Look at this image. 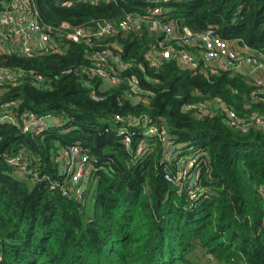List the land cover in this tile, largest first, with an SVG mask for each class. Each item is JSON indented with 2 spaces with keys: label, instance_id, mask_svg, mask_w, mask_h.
I'll return each mask as SVG.
<instances>
[{
  "label": "trees",
  "instance_id": "obj_1",
  "mask_svg": "<svg viewBox=\"0 0 264 264\" xmlns=\"http://www.w3.org/2000/svg\"><path fill=\"white\" fill-rule=\"evenodd\" d=\"M9 1L0 0V9ZM35 4L47 23L90 26L151 6L149 0ZM165 10L177 30L212 27L220 37L240 38L264 55V0H169ZM158 36L131 29L104 35L91 48L66 40L57 53H0V66L46 78L34 86L23 73L0 100H18L20 115L51 112L59 120L36 134L0 124V264H264V128L242 131L220 114L199 118L183 108L220 97L246 118L263 112L264 104L253 100L255 87L243 73L212 71L201 62L183 68L167 58L151 65L149 51ZM107 46L131 62L121 76L138 79L141 100L125 98L129 86L121 81L95 101L80 77L63 73L88 64L89 50ZM116 113L147 115L183 145L185 155L201 153L203 162L194 170L202 188L197 200L164 179L177 162H164L156 139L136 130L130 148L125 145L112 119ZM143 138L153 146L148 156L135 151ZM76 142L91 164L80 196H62L47 180H35L8 161L23 151L33 160L29 168L60 181L57 151Z\"/></svg>",
  "mask_w": 264,
  "mask_h": 264
},
{
  "label": "built area",
  "instance_id": "obj_2",
  "mask_svg": "<svg viewBox=\"0 0 264 264\" xmlns=\"http://www.w3.org/2000/svg\"><path fill=\"white\" fill-rule=\"evenodd\" d=\"M168 1L149 0L151 6L143 13H128L125 17L113 21H94L90 26L72 24L65 20L58 24L47 23L39 17L35 0H10L0 9V53H15L24 57L57 53L64 49L66 40L83 43L91 48L94 41L104 35L131 29L136 31L145 29L159 35L149 51L151 65L158 67L162 60L167 58L178 60L183 68H195L201 62L212 71L243 73L254 81L251 82L255 87L252 92L253 100L262 101L264 104V55L256 49L249 48L240 38L226 40L220 37L212 27L202 31H192L187 27L177 30L173 22L166 19L165 6ZM87 58L90 60L88 64L72 66L63 70V73L80 77L93 100H102L104 98L102 92L121 81L129 86L125 98L135 101L143 98L138 79L135 76L130 78L121 76V72L131 62L123 61L119 51L108 46L91 49ZM241 63H244V70L240 68ZM23 73L29 76L30 85L39 86L45 82V76L33 70L13 71L10 67L0 66V94L8 89V85L17 83L16 80ZM18 106L19 101L16 99L0 100V124H13L24 133L35 134L49 126L59 125L54 113L29 112L20 115ZM183 108L199 118L220 114L225 124L242 131L264 128V111H254L245 118L230 109L220 97L191 101ZM112 119L118 125L120 134L124 135V143L129 148L132 144L130 135L136 130H141L151 140L156 139L162 146L161 156L164 162L167 165L177 162L173 172L166 171L164 178L175 182L178 189L185 187L189 200L199 198L202 188L196 181L198 174L194 170L196 164L200 165L203 162L201 153L185 155L183 145L175 144L167 130L147 115L124 116L116 113ZM136 145V154L144 155L150 152L149 149L153 150L152 144L145 138ZM8 161L35 180H47L51 187L59 189L62 196L70 195L72 192L80 196L91 174L88 154L78 142L60 146L57 151L55 161L58 164L60 181L50 182L47 175L39 174L36 168H29L28 165L33 160L31 158L28 160V155L23 151L17 152Z\"/></svg>",
  "mask_w": 264,
  "mask_h": 264
},
{
  "label": "rangeland",
  "instance_id": "obj_3",
  "mask_svg": "<svg viewBox=\"0 0 264 264\" xmlns=\"http://www.w3.org/2000/svg\"><path fill=\"white\" fill-rule=\"evenodd\" d=\"M19 56H21V55H19ZM240 68L242 69V70H244V63H241L240 64ZM247 77L249 78V80L252 82V83H254V81L247 75ZM161 134H163V133H161ZM179 146L181 145V144H178ZM149 151H151L150 149H149ZM145 156H148L149 155V153H146V154H144ZM90 176H91V174H90ZM165 179V178H164ZM166 180V179H165ZM166 181H168V180H166ZM169 183H171L175 188H177V192H186L187 193V197H188V192H187V189L184 187V188H181V189H178V187H177V185H176V183L175 182H170V181H168ZM83 193V192H82ZM82 195V194H81ZM203 264H210V262H204Z\"/></svg>",
  "mask_w": 264,
  "mask_h": 264
},
{
  "label": "water",
  "instance_id": "obj_4",
  "mask_svg": "<svg viewBox=\"0 0 264 264\" xmlns=\"http://www.w3.org/2000/svg\"><path fill=\"white\" fill-rule=\"evenodd\" d=\"M176 24H177V26L179 25V21H176ZM51 40L52 41H54V39L53 38H51Z\"/></svg>",
  "mask_w": 264,
  "mask_h": 264
}]
</instances>
